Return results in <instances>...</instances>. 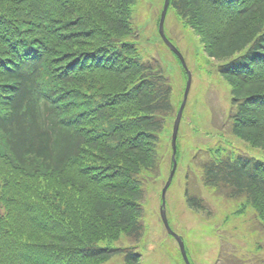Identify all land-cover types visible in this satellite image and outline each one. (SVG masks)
Here are the masks:
<instances>
[{
	"label": "trees",
	"instance_id": "1",
	"mask_svg": "<svg viewBox=\"0 0 264 264\" xmlns=\"http://www.w3.org/2000/svg\"><path fill=\"white\" fill-rule=\"evenodd\" d=\"M136 3L0 0V264H141L143 202L178 108L138 54ZM169 7L229 85L224 128L264 151V0ZM220 150L192 156L187 206L210 219L203 186L264 227V160Z\"/></svg>",
	"mask_w": 264,
	"mask_h": 264
},
{
	"label": "rangeland",
	"instance_id": "2",
	"mask_svg": "<svg viewBox=\"0 0 264 264\" xmlns=\"http://www.w3.org/2000/svg\"><path fill=\"white\" fill-rule=\"evenodd\" d=\"M163 4L164 0H137L133 7L135 42L143 59L158 62L172 84L173 102L179 109L187 76L177 55L159 35ZM164 29L191 74L190 90L176 139L177 167L166 193L169 223L182 237L193 264H264V227L245 201L218 198L202 186V195L212 215L210 219L202 218L186 204V174L196 171L192 162L195 153L204 154L210 149L213 152L219 147L220 153H245L264 160V151L234 138L225 129L231 109L229 85L218 74L216 64L205 56L197 36L182 24L172 7L167 11ZM174 119L169 122L166 136L162 138L159 147L162 164L157 176L149 177L148 195L143 202L144 235L136 248L142 255L141 264H183L178 257V244L166 232L159 214L160 192L172 167L170 133ZM102 264H123V261L120 255H115Z\"/></svg>",
	"mask_w": 264,
	"mask_h": 264
},
{
	"label": "water",
	"instance_id": "3",
	"mask_svg": "<svg viewBox=\"0 0 264 264\" xmlns=\"http://www.w3.org/2000/svg\"><path fill=\"white\" fill-rule=\"evenodd\" d=\"M169 6V0H164V4H163V8H162V12L160 15V20H159V25H158V31L159 34L163 40V42L179 57L184 69L187 71V81H186V86H185V90H184V94H183V100L181 102V105L179 107V110L177 112V116L175 118L174 124H173V130H172V139H171V146H172V155H171V160H172V168L170 170L168 179L165 183V185L162 188L161 191V205H160V217L162 220V223L166 229V231L168 232V234H170L171 236H173L175 238V240L177 241L178 245H179V249L181 252V255L183 257V260L185 262V264H191L188 260L187 254H186V250L184 247V242L181 239V237L176 234L170 227L167 216H166V204H165V196H166V191L168 189V187L171 184L175 169H176V159H175V154H176V137H177V133H178V128H179V123H180V119L182 116V112L183 109L186 105L187 102V97H188V93L190 90V85H191V74L190 72L187 70L186 68V64L184 62V59L181 55V53L178 51V49L168 40V38L165 35L164 32V20H165V16L167 13V9Z\"/></svg>",
	"mask_w": 264,
	"mask_h": 264
}]
</instances>
